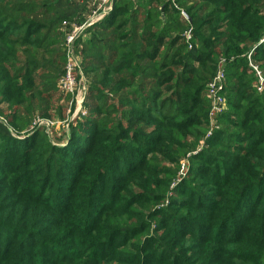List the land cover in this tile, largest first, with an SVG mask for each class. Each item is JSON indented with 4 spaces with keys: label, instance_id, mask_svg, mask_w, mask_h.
I'll return each mask as SVG.
<instances>
[{
    "label": "trees",
    "instance_id": "trees-1",
    "mask_svg": "<svg viewBox=\"0 0 264 264\" xmlns=\"http://www.w3.org/2000/svg\"><path fill=\"white\" fill-rule=\"evenodd\" d=\"M83 2L0 0V264H264V0H114L71 121Z\"/></svg>",
    "mask_w": 264,
    "mask_h": 264
},
{
    "label": "rangeland",
    "instance_id": "rangeland-1",
    "mask_svg": "<svg viewBox=\"0 0 264 264\" xmlns=\"http://www.w3.org/2000/svg\"><path fill=\"white\" fill-rule=\"evenodd\" d=\"M85 4L83 2V5L81 7H76L75 9L77 10V14H81V19L84 18L85 22L80 25H73L75 26V29L72 31L71 36L68 37L67 43L69 45V64L72 66L79 65L78 62H80V59L76 56L75 57V51L77 50L76 48V40L81 36V34L85 31L87 26L90 24L98 23L106 18H108L111 13L113 12V7L111 11H108L109 8H107V12H105L104 15L102 13L105 11H97L96 7L93 6L92 2L90 0H85ZM114 5V3H113ZM77 26V27H76ZM74 68V67H73ZM77 89L76 92L74 93V98L75 100L72 103H67L68 108H67V113H70L71 121L74 120L80 112L84 113L82 110L84 99L86 96V78L81 77V79L78 81ZM70 111V112H69ZM42 126L45 127L47 132L50 133V130L52 127H55L58 132H62L63 129L65 130V133L70 135V129L67 123H51L48 120H36L32 126Z\"/></svg>",
    "mask_w": 264,
    "mask_h": 264
},
{
    "label": "built area",
    "instance_id": "built-area-1",
    "mask_svg": "<svg viewBox=\"0 0 264 264\" xmlns=\"http://www.w3.org/2000/svg\"><path fill=\"white\" fill-rule=\"evenodd\" d=\"M93 6L96 7L97 11L107 10L111 11L113 7L114 0H90ZM174 2V0H172ZM104 11V12H105ZM107 12V11H106ZM251 53L248 55V59L250 61V65L256 73L257 76V84L256 89L257 92L260 94L264 93V76L261 71L251 63ZM225 62L222 60L219 64L217 73L215 77L208 83L207 89V96L210 100V109H209V118L211 120V124H213L214 118L217 114L223 112L225 107V99H224V90H225V83H226V76L224 72L223 65ZM73 67L71 64L67 67L66 76L61 80V88L64 92L74 94L77 85L75 82L74 75L72 73ZM210 135V134H209Z\"/></svg>",
    "mask_w": 264,
    "mask_h": 264
},
{
    "label": "bare ground",
    "instance_id": "bare-ground-1",
    "mask_svg": "<svg viewBox=\"0 0 264 264\" xmlns=\"http://www.w3.org/2000/svg\"><path fill=\"white\" fill-rule=\"evenodd\" d=\"M106 11H107V10H106ZM106 11H105V12H106ZM105 12H103V13H102V15H104V14H105Z\"/></svg>",
    "mask_w": 264,
    "mask_h": 264
}]
</instances>
